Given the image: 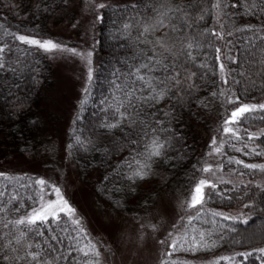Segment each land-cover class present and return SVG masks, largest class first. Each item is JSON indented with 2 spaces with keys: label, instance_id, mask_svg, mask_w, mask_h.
<instances>
[{
  "label": "trees",
  "instance_id": "16d2710c",
  "mask_svg": "<svg viewBox=\"0 0 264 264\" xmlns=\"http://www.w3.org/2000/svg\"><path fill=\"white\" fill-rule=\"evenodd\" d=\"M215 3L136 0L101 11L96 65L66 143L80 180L114 211L146 209L174 180L190 189L202 172L192 126L211 102H223V119L244 103L264 100V0H227L218 12ZM64 5L0 0L4 152L23 156L42 148L38 105L52 70L17 37H46L43 27ZM235 122L219 160L240 181L215 184L185 209L175 247L164 250L157 264H201L190 260L209 255L219 257L206 264H264V107ZM36 179L0 174V264H100L88 229L67 214L17 223L39 203Z\"/></svg>",
  "mask_w": 264,
  "mask_h": 264
},
{
  "label": "rangeland",
  "instance_id": "374dc122",
  "mask_svg": "<svg viewBox=\"0 0 264 264\" xmlns=\"http://www.w3.org/2000/svg\"><path fill=\"white\" fill-rule=\"evenodd\" d=\"M135 1L65 0V5L43 27L46 37L20 35L37 42L30 44L20 40L41 53L52 70L51 84L42 90L38 105L43 121V131L39 135L43 139L40 142L42 148L23 156L10 149L0 150V174L37 177L39 203L19 218L28 221L41 209L46 210V218L67 214L88 229L98 250L100 264H157L179 237L178 225L185 216V209L192 210L196 205L192 206L194 195L202 201L215 184L240 181L232 171L222 170L219 160L222 144L233 136V124L244 113L233 117V112L245 106L248 110H256L264 105V100L244 103L221 119L223 102H211L209 111L199 113L201 121H195L192 127L200 141L202 172L189 190L174 180L151 200L146 209L136 212H117L97 199L90 185L80 180L68 156L66 135L96 65L97 26L102 9ZM226 1L215 0L217 12L224 8ZM215 27L220 44L219 21ZM48 41L57 47H41ZM219 77L218 97L222 100L226 81L221 63ZM226 128L229 131H225ZM197 187H200V193L195 192ZM218 257L209 255L190 262L206 264Z\"/></svg>",
  "mask_w": 264,
  "mask_h": 264
},
{
  "label": "snow or ice",
  "instance_id": "6c2138e0",
  "mask_svg": "<svg viewBox=\"0 0 264 264\" xmlns=\"http://www.w3.org/2000/svg\"><path fill=\"white\" fill-rule=\"evenodd\" d=\"M17 38L19 40L25 42V43H30V44L37 43L34 40H28V38L27 37H24V36H19ZM41 47H45V48L50 49V48L57 47V46L54 45V44H52V42L48 41V42H45L44 44H42ZM217 51H219V50H217ZM140 79L142 80L143 77H140ZM261 107H264V105H262ZM247 110H248V108L246 106L245 107H241L236 112H233L232 115H233V117H236L238 114L243 113V112H245ZM225 131H229V129L226 128ZM40 183H44V182L43 181H40ZM201 184H204V181H201ZM195 192L196 193H200L201 192L200 187H197L195 189ZM200 202H201V197H197V196L194 195V197H193V205L192 206H194L195 204L200 203ZM45 218H46V210L41 209L40 211H37L32 217L29 218L28 223L34 224L37 219L43 220ZM17 223H24V221H22V220L21 221H17ZM175 245H176V241H173V247H175ZM31 256H32V259L33 260H36L37 254H31Z\"/></svg>",
  "mask_w": 264,
  "mask_h": 264
}]
</instances>
